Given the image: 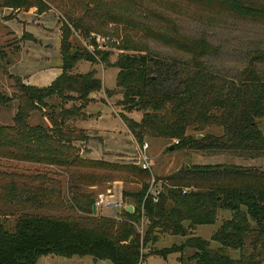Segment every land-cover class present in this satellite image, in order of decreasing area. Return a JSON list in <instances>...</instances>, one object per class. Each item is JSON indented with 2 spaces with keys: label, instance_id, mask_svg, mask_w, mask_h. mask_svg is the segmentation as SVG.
Returning a JSON list of instances; mask_svg holds the SVG:
<instances>
[{
  "label": "trees",
  "instance_id": "trees-1",
  "mask_svg": "<svg viewBox=\"0 0 264 264\" xmlns=\"http://www.w3.org/2000/svg\"><path fill=\"white\" fill-rule=\"evenodd\" d=\"M201 1L218 4L244 19L264 22V5L256 0ZM11 5L29 8L41 7L42 3L39 0H6L3 4ZM75 26L81 28L78 24ZM65 36L61 47L62 74L50 86L38 88L24 84L19 77H11L26 99L27 107H47L48 101L54 98L61 102L45 114L48 123L32 127L28 124L29 112L18 113L16 126L0 127V133L13 130L22 138V145L17 142L15 146L23 151L15 155L24 160L121 171L139 178L142 186L137 191H123L122 200L134 207L133 213L122 209L120 221L103 217L93 228L28 212L19 217L14 230L9 231L0 218V264H38L41 258L48 256L90 257L96 263L143 264L144 250L149 244H157L163 235L182 237L186 241L161 251L151 249L146 256L166 259L191 248L195 253L190 260L195 264H264V171L261 168L234 163L197 165L164 178L155 176L162 183L163 192L159 202L154 203L147 196L153 173L142 170L141 166L87 160L63 151L74 142L86 141L83 130L69 124L88 119L85 109L92 101L90 96L103 89L95 71L69 74L82 60L98 61L93 54L74 53V46L67 34ZM157 38L165 44H176L193 58L182 64L159 61L143 54H127L117 61L116 88L123 94L118 105L128 114L142 113L140 121L121 114L138 148L143 147L146 139H151L153 142L172 141V152L188 149L245 159L264 157V132L260 128L264 118V81L258 72L250 66L238 81L222 79L205 69L202 59L214 52L205 40L187 41L178 35H158ZM102 55L101 61L107 62L109 54ZM5 57L0 53L1 60ZM256 58L264 61V52L254 60ZM169 83H177L180 88L171 91ZM13 100L14 97L0 93V106L7 107ZM69 102L72 106L68 108ZM192 128L199 133L189 134ZM25 184H21L20 188H25L20 190L22 193L29 189ZM5 188L10 190L8 195L12 199L21 193L15 182ZM38 197L34 193L28 198L37 204L35 210L44 206L42 202L37 203ZM94 203L93 197L82 210L93 216ZM221 211L230 212L231 218L223 221L210 241L194 236L197 227L216 225ZM145 221L147 232L142 239L138 229ZM211 242L219 247L212 249ZM247 247L251 250L249 254L245 253ZM229 250L239 251L241 256L234 259Z\"/></svg>",
  "mask_w": 264,
  "mask_h": 264
},
{
  "label": "rangeland",
  "instance_id": "rangeland-1",
  "mask_svg": "<svg viewBox=\"0 0 264 264\" xmlns=\"http://www.w3.org/2000/svg\"><path fill=\"white\" fill-rule=\"evenodd\" d=\"M5 1L0 0V53L6 55L4 60L0 59V93L15 100L7 107L0 106V127L14 128L18 113L26 112L30 114V126L48 123L45 114L52 112L53 106L61 102L54 98L48 101L47 107H27L26 99L11 77H19L24 84L38 88L50 86L62 74L61 47L67 34L75 53L93 54L98 61L91 63L82 60L69 74L82 75L95 71L96 77L103 83V89L90 96L92 101L85 109L89 114L88 119L69 124L83 130L87 139L74 142L63 151L77 154L82 159L140 167L138 145L121 120V114L126 112L118 105L123 94L116 88L119 72L117 61L121 55L127 54H143L159 61L182 64L193 58L176 44H165L157 38L158 35H178L183 40L193 42L205 40L214 52L202 61L206 71L212 75L238 81L243 71L251 66L264 81V61L254 60L264 52V22L241 18L218 4L210 5L201 0H39L41 7L34 5L26 8L3 6ZM256 1L264 5V0ZM87 29L88 34L85 33ZM102 54H109L107 62L101 61ZM168 87L171 91L180 88L177 83H169ZM109 93L112 95L109 96ZM66 106L69 108L72 103ZM126 114L135 120L142 118L141 112ZM260 128L264 132V118L261 119ZM188 133L195 136L199 132L192 128ZM17 142L22 145L23 140L13 130L0 133V218L9 231L14 230L19 217L29 213L78 222L89 228L95 227L103 217L120 221V210L102 205L92 216L82 208H87L93 197L98 203L101 196L106 199L108 194H113L118 198L124 190L141 189L139 178L121 171L47 165L16 157L15 152L23 151L16 148ZM145 143L149 144L147 155L152 161V175L158 178L223 160L226 163L256 166L264 171L262 159L208 155L188 149L172 152V141L153 142L146 139ZM26 145L23 144L25 149ZM13 182L21 193L12 199L10 190L5 187ZM21 184L29 189L22 193L20 190L25 188H20ZM8 188L11 186L8 185ZM34 193L39 196L37 203L44 205L38 210H35V201H28ZM230 218V212L221 211L216 225L197 227L194 236L210 241L223 221ZM138 231L143 239L147 222H143ZM185 241L182 237L160 236L157 244H149L144 250L146 258L143 264H195L190 260L195 253L191 248L166 259L146 256L151 249L161 251L173 245L180 246ZM218 247V244L211 242L212 249ZM250 252L247 247L245 253ZM228 253L234 259L241 256L239 251L229 250ZM38 264L105 262L96 263L90 257L65 259L48 256L41 258Z\"/></svg>",
  "mask_w": 264,
  "mask_h": 264
},
{
  "label": "built area",
  "instance_id": "built-area-1",
  "mask_svg": "<svg viewBox=\"0 0 264 264\" xmlns=\"http://www.w3.org/2000/svg\"><path fill=\"white\" fill-rule=\"evenodd\" d=\"M178 143V142H175ZM149 148V144L145 143L143 147L139 148L140 152V166L142 170L149 171L152 173V161L147 155V150ZM163 192L162 183L157 181L155 176L152 175L151 180L149 181V189L147 192V196L151 197L154 203H158ZM187 190L184 191L186 193ZM105 205L106 207H112L117 210L126 209L125 203L122 199L117 198L113 194H108L106 199L101 196L100 201H98V206ZM146 222V221H145Z\"/></svg>",
  "mask_w": 264,
  "mask_h": 264
},
{
  "label": "water",
  "instance_id": "water-1",
  "mask_svg": "<svg viewBox=\"0 0 264 264\" xmlns=\"http://www.w3.org/2000/svg\"><path fill=\"white\" fill-rule=\"evenodd\" d=\"M75 53V52H74ZM203 136H200V138H202ZM174 147H171L170 150H173ZM126 210L129 212V213H133L134 212V207L133 206H129L126 208ZM98 212V203H94L93 205V214L96 215ZM105 264H112L111 261H105Z\"/></svg>",
  "mask_w": 264,
  "mask_h": 264
},
{
  "label": "crops",
  "instance_id": "crops-1",
  "mask_svg": "<svg viewBox=\"0 0 264 264\" xmlns=\"http://www.w3.org/2000/svg\"><path fill=\"white\" fill-rule=\"evenodd\" d=\"M138 121H140V120H138ZM149 150H150V149H148L147 151H149ZM221 156H222V155H221ZM232 158H233V157H232ZM257 159H262V160H264V157L257 158ZM221 162H222V163H221ZM224 162L226 163V161H225V160H223V161H220V162H218V163H215V164H213V163H212V164H209V163H204L203 165H216V164H225ZM228 164H229V163H228ZM121 188H122V187H121ZM118 198L122 199V194H121V195H119V196H118ZM129 206H132V205L125 204V207H126V208H127V207H129ZM107 208H108V209H111L112 207H107ZM98 211H99V210H98ZM223 212H225V211H223ZM227 212H228V211H227ZM230 216H231V213H230ZM200 227H201V226H199L198 228H200ZM219 228H220V227H219ZM219 228H218V229H219ZM218 229H217V230H218ZM217 230H216V231H217ZM216 231H215V232H216ZM215 232H214V233H215ZM205 240H206V239H205Z\"/></svg>",
  "mask_w": 264,
  "mask_h": 264
}]
</instances>
